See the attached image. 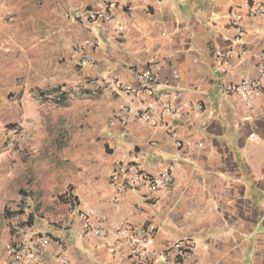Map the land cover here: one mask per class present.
<instances>
[{"label":"crops","instance_id":"crops-1","mask_svg":"<svg viewBox=\"0 0 264 264\" xmlns=\"http://www.w3.org/2000/svg\"><path fill=\"white\" fill-rule=\"evenodd\" d=\"M107 1L124 27L120 36L84 28L72 17L74 8ZM262 6L264 0H0V210L13 168L5 126L32 93L81 85L99 124L97 171L75 182L63 203L49 202L29 216L22 236L34 231L60 241L68 264H134L129 246L112 249L116 233L126 225L153 226L152 251L195 240L197 249L183 264H264V80L251 105L228 90L260 78ZM81 45L92 64L73 58ZM158 64L153 95L109 86L137 88L136 72ZM165 91L177 107L174 117L154 108L157 128L120 122L125 108H153ZM133 160L148 175L169 168L170 194L113 185L116 165ZM82 213L101 219L107 236H85ZM64 221L67 227L59 225ZM59 253L53 243L46 264H62Z\"/></svg>","mask_w":264,"mask_h":264},{"label":"rangeland","instance_id":"rangeland-1","mask_svg":"<svg viewBox=\"0 0 264 264\" xmlns=\"http://www.w3.org/2000/svg\"><path fill=\"white\" fill-rule=\"evenodd\" d=\"M31 96L5 126L13 168L0 210V264L29 216L44 212L49 202L63 203L75 182L92 177L101 162L94 103L81 85L43 88Z\"/></svg>","mask_w":264,"mask_h":264},{"label":"built area","instance_id":"built-area-1","mask_svg":"<svg viewBox=\"0 0 264 264\" xmlns=\"http://www.w3.org/2000/svg\"><path fill=\"white\" fill-rule=\"evenodd\" d=\"M115 5L111 1H107L100 8L78 7L72 11L74 20L84 28L98 26L103 32H113L117 36L123 34L124 27L115 14ZM258 13L264 16V6ZM241 35V33H240ZM87 46L81 45L73 48L72 56L79 65H89L93 63V59L86 51ZM240 59L245 56L246 51H240ZM229 54H220V58L227 59ZM161 66L158 64L154 68H148L136 72L135 76L138 87L122 85L119 82L109 84L113 90H123L135 96L153 95L158 83V77ZM260 78L258 80L243 81L238 84H231L228 90L232 94L241 95L249 105L253 102V97L258 93L260 82L264 80V51L260 55L259 63ZM154 107L143 111H132L125 108L119 117L123 124L131 122H139L146 124L150 128H157L159 121L154 108H158L164 116L174 117L177 113V107L169 94L163 92L154 100ZM200 111L199 106L193 107ZM177 147H181V143L176 142ZM111 183L120 191L147 189L150 192L168 196L173 188L174 180L172 172L169 168L165 169L160 175L153 176L145 173L140 164L133 160L127 163L116 165L110 176ZM92 215L82 213L83 234L88 237H106L107 232L103 227L101 219L92 222ZM69 223L59 222L62 227H67ZM156 228L148 226L145 228H137L132 225H126L116 233V240L112 245L115 251L120 247L127 245L130 247L129 258L134 264H183V261L193 256L197 249V243L192 239H183L172 242L163 251H152L149 249ZM55 243L60 250L58 259L62 264H68L67 252L63 244L54 240L51 236L43 233H35L31 231L22 236L20 234L17 239L8 247L7 259L5 264H46L45 254L49 247Z\"/></svg>","mask_w":264,"mask_h":264}]
</instances>
